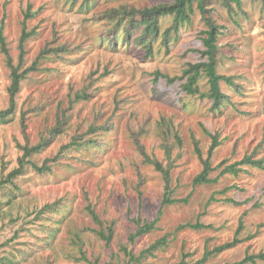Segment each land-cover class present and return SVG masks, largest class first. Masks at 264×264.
Here are the masks:
<instances>
[{"label":"rangeland","instance_id":"rangeland-1","mask_svg":"<svg viewBox=\"0 0 264 264\" xmlns=\"http://www.w3.org/2000/svg\"><path fill=\"white\" fill-rule=\"evenodd\" d=\"M169 1L0 0V23L5 22L15 66L20 62L24 26L37 32L24 41L21 70L48 45L67 42L71 48L41 59L38 70L22 80L14 111L0 120V182L20 165L19 144L27 139L36 144L48 134L47 128L63 121L61 134L33 154L38 165L49 158V169L41 173L27 164L13 183L0 184V264H126L123 246L138 256L163 236L168 238L166 246L133 264H177L184 258L189 264H225L264 250V169L243 165L238 175L226 173L214 183L193 182L203 169L195 142L206 158L212 143L207 131L218 132L221 140L211 156L217 167L212 178L247 153L256 151L255 157L264 158V0H242V10L236 12L219 0L207 2L211 15L226 26L218 40V70L235 75L240 84L236 89L221 81L222 90L231 96L221 112L211 109L209 98L188 95L182 81L153 82L158 69L174 76L189 62L202 60L197 50L204 49L206 24L200 10L196 8L179 38H172L169 52L162 32L173 17H162L150 56L135 41L126 40L123 26L120 31L109 27L104 14L122 4L146 7ZM28 12L34 15L25 21ZM11 71L0 45V111L11 104ZM200 85L208 89L205 76ZM75 135H81L79 141L85 145L66 148L54 158ZM165 141L172 145L175 160L173 195L188 201L165 206L158 228L132 242L134 219L158 217L164 195L163 174L147 161L139 144L168 167ZM227 186L232 187L223 192ZM226 197L241 204L221 200ZM54 202L60 203L39 213ZM93 212L104 228L114 227L109 243L97 234L101 227ZM197 221L213 228L176 230ZM241 222L242 242L200 262L208 249L231 241ZM56 228L55 237L46 241ZM84 254L90 261L83 259Z\"/></svg>","mask_w":264,"mask_h":264},{"label":"trees","instance_id":"trees-1","mask_svg":"<svg viewBox=\"0 0 264 264\" xmlns=\"http://www.w3.org/2000/svg\"><path fill=\"white\" fill-rule=\"evenodd\" d=\"M226 5L227 9L230 12H236V9L242 10V0H219ZM208 0H171L169 2H162L152 6L146 7H138L134 4L126 5L122 4L119 7H111L105 11V16L108 18L109 27H113L115 30L120 31V27L123 26L125 29V38L128 41H135L139 44L145 51V56L153 55L154 53V42L160 37L161 33V18L164 16H172V23L165 28L162 32V42L166 46V52L170 51V43L172 38H179V32L181 28L192 21L193 14L196 12V8L200 10L202 13L203 20L205 21L206 28L202 30L203 37L201 38L204 49L197 51L200 52L202 56V60L198 62H189L185 68H183L180 74H175L174 76H170L168 73H165L161 70H156L153 72L154 75V83H157L160 78H165L169 84H173L176 81H182L181 86L182 89L191 96H199V97H207L212 101L211 109L214 111H222L223 106L226 101H229L230 95L225 93L221 87V81L225 80L230 85L240 88V84L235 81V75H226L222 74L218 70V65L221 62V56L218 55L220 46L218 44L219 36L224 32L223 24H220L210 13L209 8L207 7ZM236 4V6L233 5ZM33 13L28 12L25 21L33 16ZM152 28V29H151ZM5 22L2 21L0 23V45L4 52L8 55V64L11 67V77L12 84L9 88L10 90V106L4 111H0V120H4L7 116H9L15 107V97L17 92L20 90L21 82L24 80L27 75L33 71L38 70L41 59L43 57H51V54L60 55L64 52H69L71 50L69 44L67 42L61 43L58 46H50L46 48H42L39 52V56L34 60L33 64L26 67L24 70L22 69V65L24 62V56L26 50L24 49V41L31 35L35 34L37 31L32 30L29 32L26 30L24 26L22 37H21V53H20V62L17 66L12 63V58L9 53V48L7 46V40L5 36ZM174 34V36H173ZM196 50V49H194ZM205 76L207 79V83L209 85L207 90H203L200 81L202 77ZM82 95H86V93L79 94L78 98L83 97ZM23 118L25 116L23 115ZM60 120V119H58ZM63 125V121L61 123L54 125L53 127L47 128L48 134H43L40 141L36 144H31L30 140L27 139L25 144H19L20 148L23 150L22 156L19 158L20 165L18 168L14 169L6 178L2 179L0 184L3 185L6 182H14V178L21 173L27 167V164H31L34 166L39 172L44 173L49 169L47 162L49 158L45 160L42 165H38L35 160H33V154L40 153L45 147H47L50 141L61 134V126ZM208 134L212 138V143L208 150V156L205 158L203 156V152L198 147V143L195 142V151L200 158L203 169L197 174L193 180L194 185L202 184V183H214L218 181L219 177L226 173H233L238 175L244 168L243 165H251L254 167H259L264 169V158H257L256 151L252 153H247L241 160H236L233 163H229L224 166V168L220 171L219 175L215 178L210 177L211 173L217 168L212 165L211 156L214 150L221 144V140L219 138L218 132L211 133L207 131ZM177 133V131H176ZM178 140H181L178 133L176 134ZM81 135H75L67 145H64L62 150L54 158H59L62 155V151L66 148L70 147H80L85 145V142L79 141ZM94 141V140H92ZM139 143V142H138ZM140 150L143 155L146 156L147 161L155 166V168L162 172L164 179V192L162 198L161 208L158 212V217L152 219L151 221L142 218V216H138L134 219L137 228L136 231L130 234V240L132 242L136 241L137 238H140L144 235H147L153 232L158 228V222L160 220V215L164 210L165 206L178 203V202H187L188 198H177L174 194V189L171 187L172 174L171 170L174 166V159H172V145L167 141L164 142V147L167 150L168 158L171 161L168 164V167H164L163 163L157 157H150L148 153L145 151L143 145L139 144ZM224 163V162H223ZM222 164H219L221 166ZM5 180V181H4ZM232 186H227L223 192H226ZM215 196H212L211 200H215ZM221 200H226L227 202H232L234 204H241L239 201L232 197H226ZM60 202L57 203H48L39 211V213L47 212L49 209H52ZM54 209V208H53ZM62 208L56 209V213L61 211ZM96 220L98 221L101 229L96 230L97 234L109 243L112 241L114 237V227L112 225L104 228L102 222L98 219L97 215L93 212ZM243 223L237 231L236 236L231 240L225 243L217 245L214 249H208L205 253L204 258L200 262L205 261L210 255L214 253H219L225 251L233 246H236L240 242L243 241V238L238 237V233L242 229ZM58 227V226H57ZM213 228L211 224H205L200 221L195 223L187 222L185 224H180L176 228L177 231L192 228V229H204V228ZM57 228L51 230L50 234L46 237V241L55 237L54 234L57 233ZM251 237V236H250ZM168 244L167 236H163L158 238L154 243H152L148 248L143 249L138 256L130 250L128 247L123 246L121 249L125 252L126 256V264H133L134 262L140 261L142 257L147 254L154 255V251L158 248H162ZM184 256H187V253H184ZM83 259L90 261L86 254H84ZM264 260V250L258 253H249L247 252L245 257L237 262H227L225 264H259L258 260ZM92 264H98L97 261H90ZM177 264H189L186 259H182Z\"/></svg>","mask_w":264,"mask_h":264}]
</instances>
